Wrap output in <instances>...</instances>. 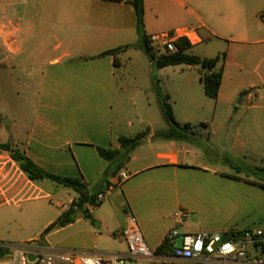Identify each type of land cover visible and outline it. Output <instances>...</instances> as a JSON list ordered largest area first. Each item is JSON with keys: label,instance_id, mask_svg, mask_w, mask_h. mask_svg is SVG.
Segmentation results:
<instances>
[{"label": "crops", "instance_id": "0c3cea01", "mask_svg": "<svg viewBox=\"0 0 264 264\" xmlns=\"http://www.w3.org/2000/svg\"><path fill=\"white\" fill-rule=\"evenodd\" d=\"M130 2L0 0V100L1 78L5 84L12 81L15 67L41 70L36 100L19 110L28 113L20 122L23 137L1 102L0 125L5 119L3 129L10 131L0 126V144H10L51 174L81 178L89 191L101 185L105 196L100 206L108 204L116 212L115 221L97 218L107 233L123 239L131 214L156 261L193 264L172 260L170 247L155 254L173 225L187 234L264 230V0H143L148 37L178 32L189 43L187 54L201 59L223 55L215 68H222V78L216 99L206 97L212 103H188L179 116L171 107L176 123L188 125L181 130L187 138L155 137L168 126L159 130L142 122L149 134L113 175L97 147L119 150L120 136L140 134L114 131L113 100L118 69L141 50L97 56L137 44ZM206 41L218 43L210 52L192 53ZM196 80L191 76L185 84L194 88ZM43 184L29 180L10 153L0 150V199L18 205L43 193ZM177 211L183 218L174 217ZM246 251L249 258L264 260V245Z\"/></svg>", "mask_w": 264, "mask_h": 264}, {"label": "rangeland", "instance_id": "374dc122", "mask_svg": "<svg viewBox=\"0 0 264 264\" xmlns=\"http://www.w3.org/2000/svg\"><path fill=\"white\" fill-rule=\"evenodd\" d=\"M216 43L218 42H203L201 46L193 49L192 53L196 54L201 49L210 52L215 48ZM26 68L15 67L12 72L14 79L8 84H5L7 81L1 78L3 92L0 104L2 102L9 110L11 120H16L18 126L15 132L19 137H23L25 132L20 122L28 115L26 111L21 113L19 110L21 105L25 103L30 105L36 100L34 96L39 89L41 78L39 67L32 66L29 70ZM199 70L203 71L197 67L188 68L183 64L157 69L150 65L142 51L133 53L130 61H126L117 71L118 83L113 100L114 131L118 132L121 128L126 134L132 133V136L136 132H145L146 136L149 132L145 125L143 127L142 122L148 121L159 130L167 126L156 101L154 92L156 82L161 93L169 97V104L175 109L177 116L180 109L188 103H212L203 93L202 83L198 79ZM200 74L202 76L203 73ZM191 76L197 77L194 88H189L185 84ZM128 122L133 123V127L128 128L126 126ZM4 125H7L5 119L0 125L2 129ZM3 131L7 133L10 129ZM42 188L43 193L39 195L36 193L32 198L18 205L13 201L8 204L5 199H0L1 243L19 245L41 241L40 243H46L57 250L96 252L127 250L125 240L121 239L117 232L107 233L104 226L97 225L98 216L109 222L116 220V212H112L108 204L89 208L88 216H91V220L87 219V216L78 215L77 219L81 218V220L75 219L73 223L63 228L42 235L47 221L55 218L58 211L67 210L72 203H68V200L75 196L72 190L48 180H44ZM117 215H120V212H117Z\"/></svg>", "mask_w": 264, "mask_h": 264}, {"label": "built area", "instance_id": "2783aa9c", "mask_svg": "<svg viewBox=\"0 0 264 264\" xmlns=\"http://www.w3.org/2000/svg\"><path fill=\"white\" fill-rule=\"evenodd\" d=\"M262 18L264 20V15ZM179 39L178 32H161L148 37L157 54L177 52ZM104 196L105 192L98 195V200L102 201ZM183 216L181 211L174 214L176 219ZM121 236L127 244V250L124 252L57 250L38 241L17 246L0 243V246L7 250L0 258V264H161L145 246L133 215H128L127 227L123 229ZM219 240L220 234L181 233L176 225L169 229L165 237V242L170 247V257L174 261L193 264H264L262 258H249L246 251L247 246L264 245V230H244L234 239L228 235L226 243L214 248ZM29 257H33V260Z\"/></svg>", "mask_w": 264, "mask_h": 264}, {"label": "trees", "instance_id": "16d2710c", "mask_svg": "<svg viewBox=\"0 0 264 264\" xmlns=\"http://www.w3.org/2000/svg\"><path fill=\"white\" fill-rule=\"evenodd\" d=\"M106 2L119 3L122 0H102ZM131 6L135 12L136 18V34L137 44L124 45L115 49L101 53L97 57L106 55L116 56L117 53L126 51L128 49L141 50L152 63V65L161 69L167 66L173 65H186V66H199L203 70V74L200 77V82L203 84L204 94L209 99H216L219 85L222 78V68L215 70L217 64L222 60L223 55L216 56L214 58H199L186 53V50L190 48L188 41L185 39H179L177 42V52L173 54H157L151 47L148 36L144 31V8L143 0H131ZM114 67L118 68V61L114 60ZM207 70V72H204ZM154 92L157 98L158 106L161 110L162 117L166 122L168 128L163 131L155 133V137H159L164 140H178L187 138V135L181 133V130L188 127L187 124L180 126L174 120L171 106L169 104V97L163 95L158 87L157 82L154 85ZM145 132L137 134L132 138L120 136L118 142L120 145L119 150L103 149L97 147V153L101 159L111 163L110 169L115 175L123 166V164L129 159L131 151L139 145L144 138ZM0 150L10 153L11 159L17 164L19 170L26 175L31 181L48 180L56 185L72 190L76 195V199L72 201L70 207L63 211L62 214L51 224H49L43 231L42 235H46L52 230L63 228L75 221L78 215L84 217L88 216L87 206L97 208L101 205L102 201L98 200V195L104 193L101 185L93 191H89L87 185L81 178L62 177L51 174L39 166H37L32 160H30L25 154L13 149L10 144H0ZM261 170V169H258ZM264 189V185H260ZM241 232H228L227 234L231 238H237ZM41 242V241H40ZM165 240L157 248L156 253L160 252L161 248H167ZM7 253V250L0 246V258Z\"/></svg>", "mask_w": 264, "mask_h": 264}, {"label": "water", "instance_id": "95a60500", "mask_svg": "<svg viewBox=\"0 0 264 264\" xmlns=\"http://www.w3.org/2000/svg\"><path fill=\"white\" fill-rule=\"evenodd\" d=\"M86 218L89 219V220H91V216H87ZM227 241H228V235L226 233L221 234L220 235V240H219L218 243H216L214 245V248L217 247V246H219V245H221V244H223V243H226ZM29 259L30 260H33V257H29Z\"/></svg>", "mask_w": 264, "mask_h": 264}]
</instances>
